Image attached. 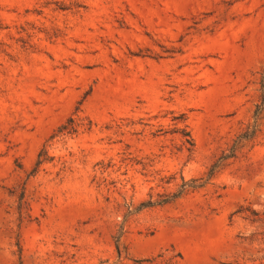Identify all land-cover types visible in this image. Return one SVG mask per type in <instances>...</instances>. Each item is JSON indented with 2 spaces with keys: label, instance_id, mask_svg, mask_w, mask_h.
Wrapping results in <instances>:
<instances>
[{
  "label": "rangeland",
  "instance_id": "rangeland-1",
  "mask_svg": "<svg viewBox=\"0 0 264 264\" xmlns=\"http://www.w3.org/2000/svg\"><path fill=\"white\" fill-rule=\"evenodd\" d=\"M0 264H264V0H0Z\"/></svg>",
  "mask_w": 264,
  "mask_h": 264
}]
</instances>
